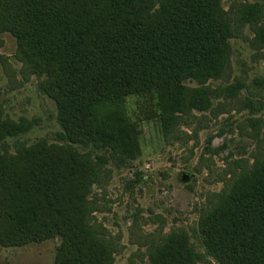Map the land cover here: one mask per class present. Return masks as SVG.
I'll list each match as a JSON object with an SVG mask.
<instances>
[{"label": "trees", "instance_id": "16d2710c", "mask_svg": "<svg viewBox=\"0 0 264 264\" xmlns=\"http://www.w3.org/2000/svg\"><path fill=\"white\" fill-rule=\"evenodd\" d=\"M258 11L245 4L237 17L252 22ZM235 27L224 0H0V31L42 78L61 127L60 143L12 152L8 139L28 126L0 111V248L60 237L55 264H114L119 249L89 196L111 155H141L128 98L150 103L146 118H158L164 136L185 115L208 111L218 96L210 81L230 68ZM258 36L261 44L264 31ZM233 86L232 95L242 83ZM223 181L200 208L203 244L220 264H264V156L227 168ZM139 242L149 264L202 259L186 232L158 230Z\"/></svg>", "mask_w": 264, "mask_h": 264}, {"label": "rangeland", "instance_id": "374dc122", "mask_svg": "<svg viewBox=\"0 0 264 264\" xmlns=\"http://www.w3.org/2000/svg\"><path fill=\"white\" fill-rule=\"evenodd\" d=\"M260 11L252 22L239 20L243 5ZM235 20L227 74L211 80L217 91L211 109L185 115L177 131L164 136L159 119L140 96L128 98L132 121L142 129L141 155L121 161L111 155L102 181L92 186L94 217L119 249L114 264H149L148 245L139 240L157 232H186L202 255L198 264H220L206 250L198 232L200 208L224 186L227 168L251 164L264 156V0H224ZM256 24L255 26H253ZM0 111L28 129L9 138L12 152L37 142L60 143L55 102L42 90V78L17 57L16 38L0 31ZM242 83L234 95L233 85ZM196 87L197 83L188 82ZM149 111V112H148ZM186 174L189 180H184ZM61 238L24 246L1 247L0 264H55Z\"/></svg>", "mask_w": 264, "mask_h": 264}, {"label": "water", "instance_id": "95a60500", "mask_svg": "<svg viewBox=\"0 0 264 264\" xmlns=\"http://www.w3.org/2000/svg\"><path fill=\"white\" fill-rule=\"evenodd\" d=\"M190 176L188 174H186V177L184 178V180H189Z\"/></svg>", "mask_w": 264, "mask_h": 264}]
</instances>
